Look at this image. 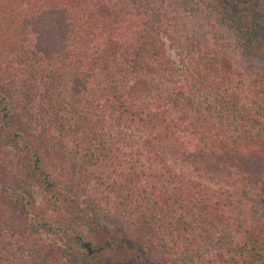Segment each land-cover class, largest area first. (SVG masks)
Returning <instances> with one entry per match:
<instances>
[{
	"label": "trees",
	"instance_id": "trees-1",
	"mask_svg": "<svg viewBox=\"0 0 264 264\" xmlns=\"http://www.w3.org/2000/svg\"><path fill=\"white\" fill-rule=\"evenodd\" d=\"M115 233L264 264V0H0V264H108Z\"/></svg>",
	"mask_w": 264,
	"mask_h": 264
},
{
	"label": "rangeland",
	"instance_id": "rangeland-1",
	"mask_svg": "<svg viewBox=\"0 0 264 264\" xmlns=\"http://www.w3.org/2000/svg\"><path fill=\"white\" fill-rule=\"evenodd\" d=\"M114 241L117 243V246H113L112 248H105L104 254L107 256L108 264H149V262H138L130 259L128 255L125 253L124 249H128L129 246L127 245L124 240L121 239V234L115 233L114 234ZM122 244L123 248H120L118 245Z\"/></svg>",
	"mask_w": 264,
	"mask_h": 264
}]
</instances>
